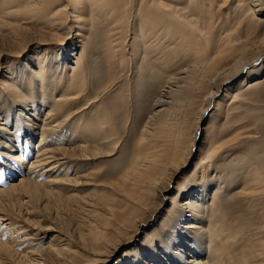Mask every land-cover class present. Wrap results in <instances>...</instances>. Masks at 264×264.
<instances>
[{
  "label": "rangeland",
  "instance_id": "obj_1",
  "mask_svg": "<svg viewBox=\"0 0 264 264\" xmlns=\"http://www.w3.org/2000/svg\"><path fill=\"white\" fill-rule=\"evenodd\" d=\"M140 1L145 0H120L126 6L124 13H130V18H124L125 25H129L130 29L135 24L133 17H131V11L138 8L135 5ZM160 1L169 10L180 12L177 13L179 16L184 13L187 21L193 23L194 27H199L197 24L200 18L194 16L191 11L213 10V7L212 9L199 7L197 0H189V3H187V0L184 2L182 0H175V2L172 0ZM219 2L222 3L223 0H219ZM258 4H260L258 0H230L226 8L220 9L217 7L216 11L208 15V25L211 26L215 22L216 24L213 26L215 29L220 25L224 26L226 22L231 23L232 29L230 28L229 33L218 32L214 29L213 35L218 34L222 44H218V47L216 44H212V49L221 50L225 47L228 50L232 47V58L230 59L231 56L228 57V54L231 53L228 52L227 57L224 55V58L220 59L219 66L215 70L218 71L219 68V74L214 71L211 74L212 77L209 78L202 77L192 82L188 79L190 83L187 79L179 83L175 78L180 75L178 72L180 73L184 69L185 73V69L192 66L190 65L193 64L192 61L194 62L191 51L184 45L175 49L172 48L173 46H161L160 48L155 46L145 51L144 48L137 58H133V48L128 46L125 62L121 63L122 60L118 59L120 51L115 48L119 45V43L116 44L118 41L113 44L115 46H112V50H109L111 42L108 41L105 32L97 36L88 35L87 47L90 48L92 45L97 44L98 48L101 47L99 53L93 55L92 59L88 61L98 67V70L88 74L89 85L96 94L102 95V102L111 108V112L117 118L120 116L118 118L119 146L114 155L90 162L91 164L98 163L101 168L99 172H96L90 178L83 179L80 175L82 173V176L85 173L87 174L89 168L77 172L71 165L68 166L69 168L67 166L62 168L60 164L57 166L58 169L54 172L55 174L51 175L44 173L46 169L44 165L31 167V170L28 171L29 165L36 159V151L40 142L39 137L35 134L36 130L32 140H30L28 139L29 127L27 126L29 124L24 125L19 144H16V148L12 151H9L11 142L9 140L10 136L7 135V133H10L9 127L7 131L1 130L0 191L8 189L12 185H16L19 190L16 198L10 205H5L2 209L3 213H0V243H6L5 245L8 246L10 243L13 244L15 240L21 241L24 237L37 233L39 235L36 240L30 241V244L26 243L19 248L13 247L15 253L11 252V255L6 250H1L0 264H59L64 259H67L70 264H81L91 259L85 246L92 242V238H97V230L102 233L101 238H107L108 241L101 251L99 263L95 264H133L135 252H144L152 241L160 254L167 255L165 250L168 248V242L166 241L169 237L171 238L170 232L173 230V226H181L184 221L181 219L182 216L176 220L171 216H167V211L171 208L175 199H177L180 206L192 196H197V199L201 200L202 196L199 193L202 192V186L208 184V182L212 184L208 186L206 192V194H210L208 203L212 200L213 187L221 182L222 188L224 187L218 203L221 211L226 214V219L231 225L232 219H236L238 225L246 226L247 231L252 234L250 239L256 246L253 249L251 248L250 251L262 254L256 259L251 258L250 263L264 264V238L260 236L262 235L260 231L264 226L261 225V219L264 216V205L258 204L259 202L253 204V201H246L244 197H240L236 187L232 189V161H240L241 164L247 165L246 170L241 169L238 171V173L243 174L244 171H249L247 167L254 164V156L261 155L264 152V99H259L258 89L260 87L257 86L248 90L246 89L250 85L247 88L244 87L242 93L248 95L242 101V105L237 106H241L239 110L248 111L251 121L240 120L236 122L232 118L234 117L232 115V108L234 107L232 91H236L238 84L245 78L250 81L257 78L264 79V9H260ZM159 14L160 17L156 21L167 25L165 23L169 19L163 13ZM219 15L222 16L221 20H218ZM237 16H240V18L237 19ZM139 17L142 18V15L140 14ZM97 23H99L98 25H104L101 20H98ZM96 27L93 26L94 29ZM27 30L29 31L24 30V33L17 36L11 34V31H6V29L1 28L0 30V108L3 110L6 108L5 100H3L5 99L4 96L7 92L9 93L3 87L5 82L9 81L8 77H11V73L16 76L24 72L27 67H30L27 70L34 68L32 65L35 54L43 52L41 49L46 50L48 45L54 46L50 43L48 45L43 44V41L48 39H40V33H33L30 29ZM33 31L40 30L34 27ZM32 35L35 37H32ZM214 36L211 37L214 38ZM228 36H232V40L229 41L231 43H228ZM48 38L51 41L64 39L62 45L69 44L72 40V38L67 40L61 35ZM102 38L104 46H100ZM132 41L133 35L130 34L128 44H131ZM223 42L227 43L223 45ZM80 44L78 43V49H75L74 55L77 50L80 53L82 52L79 48ZM124 45L123 42L121 46ZM245 45L244 55L236 51L238 47L241 48ZM38 47L41 48V51L38 50ZM121 53V56H123L124 53ZM245 53H247V56L249 55L246 56L245 61H248L247 67H244V72L238 74L234 64L241 55L245 57ZM104 56L107 59L116 60L118 68L115 69L117 72L115 73V78H117L115 80L117 81L114 86H111L114 81H112V71L110 70L109 76L106 73L108 65L103 59ZM71 58L74 61V57ZM29 62L32 65L26 66ZM261 65L263 67L262 71L255 73L259 70L258 68H262ZM120 71L124 72V75ZM250 71H255L254 76L249 75ZM177 85L181 89L176 87ZM106 87L110 89L105 92ZM171 88H174V92L172 91L171 94L173 104L165 119L170 124H174L172 132L177 134L178 142L176 151L173 155L161 153V148L155 147L154 142L156 140H154L150 142L151 146L146 152V156L144 154L137 156V153L134 152V145L141 138L143 131H152L156 111L161 108V106H158V100ZM212 91L216 93V96L211 99L210 103L209 97ZM220 101L223 102L222 111L221 113L219 111L216 115L217 104ZM12 110H15L16 113L19 112L16 108ZM91 115L89 114V116ZM40 116H43V114L40 113ZM40 116L38 117L39 120H43ZM214 120H216V125L211 129L210 125ZM1 122L3 121L0 120ZM239 125L242 126L237 128ZM0 127H2L1 124ZM161 135L162 132H158L154 136L160 137ZM3 139L8 144H5ZM15 141H17L16 138ZM65 146H68V144H65ZM211 147L223 148V151L221 150L219 154L207 162L198 180L193 181L190 185L187 181L184 183L186 175L193 170L199 158L204 153H208ZM158 152L162 156L161 159L155 156ZM19 154L24 155V160L17 161L15 157ZM170 156H172V159L166 164ZM148 160L155 164L156 173L162 174L160 182L154 188L149 187L143 181V170ZM177 164L180 165L178 172L175 170L177 168H174ZM28 172L36 174L39 177L37 179L42 182H52L49 185L47 184L43 190L55 194H45L46 192H43L35 198L32 195L26 194V196L20 182L21 177H27ZM151 172H153L152 168L149 170V175H151ZM64 173L67 177L62 178ZM66 178L69 181L62 182L61 179ZM211 180L213 181L211 182ZM183 184L184 187H188H186L189 191L188 195L179 193ZM240 186L237 185V187ZM147 193L151 195V198L145 201L148 204L147 209L140 213L136 212V219H133L135 222L130 221L127 223L130 214L135 213L132 206L136 204H133L132 201L137 200L139 202L138 195L142 197ZM236 197L240 198V201H237ZM245 201L246 203L243 206ZM241 207L244 213L240 211ZM109 208L112 210V217L108 214ZM103 215L108 216L107 226L101 222ZM189 215L191 216V213H186L185 216L189 217ZM20 229L27 231L21 235L19 233ZM95 229L97 230L95 231ZM149 237L150 239H148ZM244 241L245 238H238L235 248H239L241 244L244 246ZM51 245L53 246L52 254L47 253ZM170 247L172 248V246ZM61 249L64 250L66 257L60 254ZM172 250L168 257L174 258L175 261L174 259L173 261L176 264L190 263L191 253L188 252L189 254L185 255L180 252L185 251L184 249L178 250L180 253L173 250L180 256L184 255L183 260H180L176 254L172 255ZM49 255L53 261L48 259L47 256ZM146 256V260L150 261L151 257L148 254ZM235 256L240 258L242 254L238 251L235 252Z\"/></svg>",
  "mask_w": 264,
  "mask_h": 264
},
{
  "label": "bare ground",
  "instance_id": "obj_2",
  "mask_svg": "<svg viewBox=\"0 0 264 264\" xmlns=\"http://www.w3.org/2000/svg\"><path fill=\"white\" fill-rule=\"evenodd\" d=\"M172 1L175 2V0ZM184 1L185 0H182V2ZM258 1L260 3L258 4L260 9H264V0ZM187 3H189V0H187ZM197 3L199 7H209L211 9L213 7V10L207 11V9H205L204 12L191 11L194 16L200 18L197 24L199 27H194L193 23L187 21L184 13L179 16L177 13L180 12H176V10L174 11L172 9L169 10L160 0H145L138 2V4L135 5V7L138 6V8L131 11V17H133L135 24L134 27L132 26L130 29L129 25L126 26V21H124L125 17L130 18V13H124L126 6H124L120 0H0V30L1 28L6 29V31H11V34L17 36L24 33V30L29 31L27 29H30L33 33H40V39H48L46 41L40 40L43 41V44L48 45L50 43L54 45H48L46 50L38 47V50L41 49L43 52L35 54L36 60L34 59L33 65L31 62L26 64V66L30 64L34 68L27 70L30 68L27 67L25 71L23 70L24 72L16 76L11 73V77H8L9 81H6L4 84V90L9 91V93L5 92V99H3L5 100L6 104H4L6 108L4 110L0 108V120L3 121L0 123L2 125L0 131H7L9 127L10 133H7V135L10 136L9 140H11L9 151L14 150L16 148L15 145L19 144L23 133L22 130L24 129L23 126L29 124L27 125L29 127L28 139L32 140V136L36 130L35 134L39 137L40 142L37 147L38 149L36 148V159L29 165L28 171L31 170V167L44 165V168L46 167L44 173L52 175L60 164L62 168L71 165L77 172L82 171L84 168H89L87 174L85 173L84 176H82L83 173L80 174L83 179L94 176L101 168L98 166V163L91 164L90 162L114 155L119 146L118 118L120 116L117 118V116L111 112V108L102 102V95L96 94L94 89L89 85L90 80L88 79V74L98 70V67L88 61L92 59L93 55L99 53L98 51L101 47L98 48V44L92 45L90 48L87 47L89 41L88 35L97 36L105 32L108 36V41L111 42L109 50H112V46H115L113 44L118 41L116 44L118 45L119 43L120 46L118 45L115 48L120 51V55L118 54L120 57L118 59L120 61L122 60L121 63L125 62L126 54H128L126 50L128 46L133 48V58H137L138 54L141 53L144 48L145 51L155 46H159V48L161 46H173L172 48L175 49L178 46L184 45L191 51L194 62L192 61L193 64H190L192 66L185 69V73L183 69L182 72H178L180 75L177 74L178 76H174L177 79L176 81L180 83L184 82L186 79L188 81L189 79V81L192 82L202 77L209 78L212 77V72L217 70L220 59L222 57L224 58V55L227 57V53L231 52L228 54V57L231 56L230 59L232 58V47L228 50L225 47L222 49L220 48L221 50L212 49V44H216L217 46L218 44H222L220 43L222 40L219 39L218 34H215V36L213 35L215 29L213 26L216 23L214 22L211 26L208 25V15L216 11L217 7L220 9L226 8L230 0H223L222 3H220L219 0H197ZM152 8L155 9L153 10ZM159 13L165 14L166 18L169 19V21L165 23L168 26L156 21L157 18L160 17ZM140 14L142 18H138ZM218 17V20L222 19L221 15ZM236 18L239 19L240 16ZM98 20H101L104 25H98ZM159 20L161 21V18ZM93 26L97 27L94 29ZM34 27L40 31H33ZM230 28L232 29L231 23L228 24L226 22L224 26L220 25L215 31L218 30V32L229 33L231 31ZM43 33L44 35H42ZM130 34L133 35V41L131 44L129 43V45L128 37H130ZM60 35L67 38V40L68 38H72L71 43L62 45L64 39L51 41V39L48 38H54ZM114 35L116 36L115 39ZM211 36H214V38ZM32 37L35 36L32 35ZM227 38L228 43H231L229 41L230 39L232 40V36H228ZM102 42L103 38L100 41V46H104ZM123 42L125 45L121 46ZM78 43H81L79 48L82 52L80 53V51L78 52L77 50L74 55L75 49H78ZM225 43L227 42H223V45H225ZM164 47L162 48L164 49ZM245 47L246 45L241 48L238 47L236 51L244 55L243 51ZM122 49L123 51H121ZM121 52L124 53L123 56H121ZM239 53L238 55H240ZM246 54L247 53H245V57L247 56ZM243 55H241L240 58L237 57L238 59L234 64L238 74L244 72L243 69L248 63V61H245L249 55L246 58ZM71 57H74V61ZM103 59L108 65L106 68L107 75H110V70L113 73L112 81H114L111 86H114L117 81L115 80L117 79L115 78V73H117L115 71L117 67L116 60L107 59L106 56H104ZM260 67H262V65ZM258 69L257 72L250 71L249 75L251 74L254 76L255 73H260L263 67ZM123 70H125V68H123ZM120 72L122 73V71ZM215 72L219 74V68L218 71ZM238 85L236 91H232V102L234 103V107L232 108V115H234V117L232 118L236 122L240 120H250L248 111L239 110L241 106L237 107L238 105H242V101L248 95L242 93L244 87L247 88V86L250 85L246 90L257 86L260 87V89H258L260 93L259 99H264L263 78L253 79V81L245 78ZM176 87L180 86L177 85ZM108 89L110 88L106 87L105 92ZM173 90L174 88H171L158 100V106H161L155 114L158 119L155 118V123L153 125L151 124L153 126L152 131H143L141 138L134 145V152L137 153V156L140 154L146 156V152L151 146L150 142L154 140H156L154 142L155 147L161 148V153H167L168 155H173L175 153L178 143L177 134H173L174 132H172L174 130L172 129L174 124H170V122L165 119V116L168 115L172 109L171 105L173 103L171 94L174 92ZM214 96H216V93L212 91L210 97L208 96L210 98V103ZM222 103L223 102L220 101L217 104L216 115H218L219 111L221 113ZM13 108L19 111L17 112L18 114L15 110H12ZM40 113L43 114V116H40ZM89 114L92 115L89 116ZM39 116L42 117L43 120H39ZM215 125L216 120L211 123V129H213ZM241 126L242 125H239L237 128ZM158 132H162V135L160 137L154 136ZM15 138L17 141H15ZM3 141L5 144H8L4 139ZM65 144H68V146H65ZM222 149L223 148L211 147L208 153H204L196 162L193 170L186 175L184 183L187 181L190 185L193 181L198 180L207 162L219 154ZM160 152L155 155L159 159L162 157L159 155ZM23 156L24 155L19 154L15 158L17 161H22L24 160ZM171 159L172 156L168 158L166 164L169 163ZM253 160L254 164L247 167L249 171H244L243 174L238 173V171L241 169L246 170L247 165L241 164L240 161H232V189L236 187L240 197H244L246 201H253V204L254 202H259L258 204L264 205V152L261 153V155H255ZM243 166L244 168H242ZM144 167L147 170H143V181L149 187L154 188L160 182L162 174L156 173L154 169L156 166L150 160H148ZM150 168L153 170V172L150 173L151 175H149ZM174 168H177L175 170L178 172L180 170V165L177 164ZM26 176L27 177L24 178L21 177L20 182V186L25 195H32V197L35 198L43 192H46L45 194H55L54 192L43 190L47 184L49 185V183L52 182L40 181L37 179L39 177L33 172H30ZM62 176V178L67 177L65 173ZM61 180L62 182L69 181L67 178ZM212 181L213 180H211V182ZM209 185L212 184L208 182V184L206 183L202 186L201 193L203 194L199 193L202 196L201 200L197 199V196H192L185 200L183 205L180 206L177 199H175L171 208L167 211V216L173 217L174 220L181 216V219L184 220L181 226H173V230L170 232L171 238L169 237L166 241L168 242V248L165 250L167 255L160 254L152 241L144 252H135L133 264H176L174 258L168 257L172 249L176 251L184 249L185 251L180 252H183L185 255L191 253L192 259L189 261V264H251V258L256 259L259 255L261 256L262 253L260 252L258 254V252L250 251V249L255 248L256 245L250 239L252 234L247 231V227L238 225L236 219H232L231 225L227 221L228 219H226V214L221 211L218 203L224 188H222V183L219 182L216 186L214 185V192L211 194L212 200L208 203L210 194H206V192L208 191ZM237 185L241 186L237 187ZM186 187H184L183 184L179 193L188 195L189 191H187L188 187ZM18 190L19 188H17L16 185H12L8 189H2L0 191V213H3L2 209L5 205H10L16 198ZM150 196L149 193L144 194L142 197L138 195L139 202L137 200L132 201L133 204H136L132 206L135 213L130 214V217L127 218V223L130 221L133 222V219H136V212L140 213L147 209L148 204H146L147 202L145 201L149 200L151 198ZM70 197L71 195L69 198ZM237 197V201H240V198L238 199ZM246 201L243 203V206ZM240 211L244 213L242 207ZM186 213H191V216H185ZM234 213H236V211H234ZM108 214L112 217V210H110V208L108 209ZM107 218V215H103L101 220L106 226L109 220ZM123 223L124 221L122 224ZM261 223V225H264V216H262ZM96 230L97 229H95V231ZM26 231L25 229H20L19 233L23 235ZM96 232L97 238H92V242L85 246L91 259L81 264H95L99 263V259H101L99 258L101 256V251L105 247L108 239L101 238L102 233H100L99 230ZM260 232L262 235H260ZM260 232L259 235L264 238V226ZM38 235L37 233L24 237L21 241L15 240L13 244H8V246L11 247L5 245L6 243H0V251L6 250L11 255L15 253L13 247L19 248L26 243L30 244V241L36 240ZM238 238H245L244 246L241 244L239 248H235ZM148 239H150V237ZM170 246H172V248ZM52 247V245L49 246L47 253L52 254ZM173 250L172 255H175L176 252ZM238 251L242 254L240 258H236L235 256V252ZM59 252L66 257L64 250L61 249ZM180 252L178 251V253ZM147 254L151 257L150 261L146 260ZM176 256L180 258V260H183L184 255L180 256L176 254ZM47 257L52 260L50 255ZM59 264L70 263L67 259H64L61 260Z\"/></svg>",
  "mask_w": 264,
  "mask_h": 264
}]
</instances>
